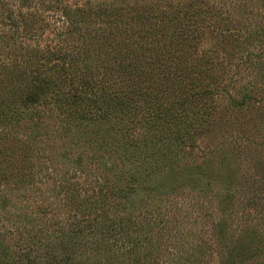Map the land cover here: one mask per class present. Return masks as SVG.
I'll list each match as a JSON object with an SVG mask.
<instances>
[{
	"label": "trees",
	"instance_id": "1",
	"mask_svg": "<svg viewBox=\"0 0 264 264\" xmlns=\"http://www.w3.org/2000/svg\"><path fill=\"white\" fill-rule=\"evenodd\" d=\"M23 5L21 0H0V48L6 50L0 54V126L6 132L38 126L37 121L49 117L58 122L54 130L73 127L96 136L103 146L122 147L125 160L132 159L133 149H144L139 152L140 173L127 176L142 190L153 185L150 196L162 193L158 173L172 165L178 152L220 132L243 139L250 124L264 123V53L253 58L250 50L264 26L257 35L249 29L234 36L235 61L216 64V51L200 49L199 41L205 32L219 37L232 33L225 18L206 7L192 6L167 20L163 11L148 15L134 8L126 14L122 7H79L59 19L67 26L86 20L98 25L91 29V42L56 52L37 40L30 8L23 11ZM156 31L164 43L148 48L153 41L146 43V34L156 36ZM125 32L136 33L137 45L135 39L124 38ZM0 143V192L8 182L24 188L47 182L45 208L50 205L58 218L66 215L63 221L46 223L48 227H17L14 244L10 230V252L0 233V264H170L160 250L175 229L161 211L130 210L127 202L137 188L115 186L105 177L84 184L77 180L81 176L72 180L59 169L40 175L53 141L45 157L35 154L28 142L14 139L10 146L9 138L0 137ZM10 153L19 170L11 180L6 176ZM30 155L37 159L22 166ZM55 204L60 208H52ZM201 252V245L190 243L172 261L197 264ZM236 261L238 257L230 264Z\"/></svg>",
	"mask_w": 264,
	"mask_h": 264
},
{
	"label": "rangeland",
	"instance_id": "2",
	"mask_svg": "<svg viewBox=\"0 0 264 264\" xmlns=\"http://www.w3.org/2000/svg\"><path fill=\"white\" fill-rule=\"evenodd\" d=\"M5 1L11 3L14 0ZM21 3L24 4L23 11L26 6L30 8L28 11L32 17L29 21L33 24L31 28L36 31L37 40L56 52L86 47L91 42L90 38L94 35L91 29L98 25H88L89 21L86 20L82 25L67 26L59 19L66 10L79 7L88 11H93L98 5L122 7L126 14L134 8L148 15L163 11L161 16L166 20L173 13L189 12L192 6L206 7V10L225 18L227 28L232 33L219 37L205 32L199 41L200 49L211 48L216 51V64L235 61L234 36L249 29L252 35H257L259 27L264 26V0H21ZM200 14L206 13L202 9ZM219 26L215 24L213 28L218 34ZM139 33L141 36L142 32ZM123 35L125 39H135L137 45L139 37L135 32H125ZM259 35L253 37L250 45L253 58L255 54L264 53V33ZM161 36L159 33L152 36L148 32L146 43L148 38L153 41L148 48H152V44L155 48L162 47L164 42L157 40ZM5 53L6 50L0 48V54ZM98 58L106 60L110 57ZM37 120H40L38 115ZM55 122L56 119L48 117L42 123L37 121L38 126L29 124L15 129L11 127V133L0 126V137L9 138L10 146L14 139L28 142L35 154L44 153V157L53 141L52 151L47 154L50 160L45 161L44 171L40 175L59 169L67 171L72 180L73 176L75 179L81 176L77 180L84 184L92 178L101 181L105 177L115 186L137 188V194L127 202V206L133 207L130 210L136 214L139 208L141 213L145 210L153 214L161 211L175 229L160 250L162 260L170 264H175L173 255L187 250L190 243L202 246L197 264H230L237 257L239 261L236 264H264V123L250 124L243 139L232 132H220L219 136L211 140L201 139L194 146L178 152L171 157L174 160L172 165L158 173V182L162 179L164 183V187L159 189L162 193L153 192L148 196L147 192L152 191L153 185L142 190L138 188V183L127 176L129 172L140 173L139 152L144 149H133L129 152L132 159L125 160L122 147L103 146L96 136L73 127L54 130L58 123ZM149 148H152L150 142ZM35 159V156L30 155L21 164L29 166ZM13 160L16 157L13 158L10 153V169L6 171L10 180L19 172L12 166ZM46 184L25 188L14 187L9 182L4 184L0 192V233L5 237L4 244L8 252L11 245L10 230L13 232L11 242L14 244L17 227L65 220L66 215L58 218L56 210L51 209L50 205L45 208L42 200L49 195ZM51 206L60 208L57 204ZM45 226L48 227V224Z\"/></svg>",
	"mask_w": 264,
	"mask_h": 264
}]
</instances>
